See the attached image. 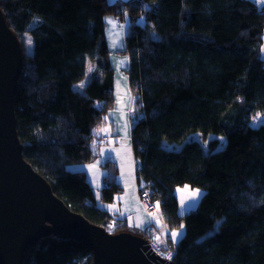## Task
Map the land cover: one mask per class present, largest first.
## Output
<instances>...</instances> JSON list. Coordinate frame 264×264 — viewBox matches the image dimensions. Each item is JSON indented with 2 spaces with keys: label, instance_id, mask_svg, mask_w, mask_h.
<instances>
[{
  "label": "trees",
  "instance_id": "obj_1",
  "mask_svg": "<svg viewBox=\"0 0 264 264\" xmlns=\"http://www.w3.org/2000/svg\"><path fill=\"white\" fill-rule=\"evenodd\" d=\"M23 48L15 97L23 154L72 210L111 232L87 174L114 106L106 15L125 22L137 181L184 227L174 264H264V6L256 0H0ZM33 44L29 49L27 35ZM31 46V45H30ZM102 200L123 185L104 161ZM203 188L180 213L178 185ZM185 223V226L184 224ZM143 232L145 237L155 232ZM150 233V234H148ZM171 241V240H170ZM90 247L50 234L23 264H94Z\"/></svg>",
  "mask_w": 264,
  "mask_h": 264
},
{
  "label": "water",
  "instance_id": "obj_2",
  "mask_svg": "<svg viewBox=\"0 0 264 264\" xmlns=\"http://www.w3.org/2000/svg\"><path fill=\"white\" fill-rule=\"evenodd\" d=\"M23 56L0 4V264H23L25 251L52 233L87 244L94 264H174L141 233L111 232L69 208L27 161L15 110Z\"/></svg>",
  "mask_w": 264,
  "mask_h": 264
},
{
  "label": "crops",
  "instance_id": "obj_3",
  "mask_svg": "<svg viewBox=\"0 0 264 264\" xmlns=\"http://www.w3.org/2000/svg\"><path fill=\"white\" fill-rule=\"evenodd\" d=\"M114 1L120 0H109ZM259 2V0H256ZM106 38L109 43L111 51L110 59L114 66L115 73V90H114V107L108 111V123L101 127L97 133L100 140L96 146L98 157L95 161L88 164L77 165L75 168L82 169L86 172L88 180L95 189L97 201L99 206H103L113 215L114 221L112 226L116 224H126L128 229L133 232L144 234L153 223L158 226L153 234L154 239L162 247L168 248L170 246V235L175 232L166 224L165 218L154 221V217L147 211L145 205L142 203L140 195L139 182L137 181L136 160L134 156V149H130L132 155L130 163L126 171L130 174H123L122 167L119 161L118 151L125 145H133L132 125L129 110L132 106L134 95L131 91L129 83V74L126 72L130 65V58L125 52L126 48V28L118 17L112 14L106 15ZM111 21V22H110ZM115 149L116 151H113ZM112 159L118 166L117 179L123 185L120 193H117L112 202H100L102 195V187L104 176L106 174L104 168V161ZM129 183H134L135 187L130 186ZM184 228V227H183ZM183 228L180 230V235L176 239V243L184 232ZM156 237L160 239L157 240Z\"/></svg>",
  "mask_w": 264,
  "mask_h": 264
},
{
  "label": "rangeland",
  "instance_id": "obj_4",
  "mask_svg": "<svg viewBox=\"0 0 264 264\" xmlns=\"http://www.w3.org/2000/svg\"><path fill=\"white\" fill-rule=\"evenodd\" d=\"M258 3H259L260 6H264V0H259ZM27 36L28 37L26 38V42L29 41L28 38H29L30 34H28ZM30 38H31V36H30ZM29 47H30L29 49L32 51L33 44L30 43ZM261 54L264 57V40L262 42ZM130 111H133L132 106H131V108L129 110V114H128L129 116H130ZM252 122L254 124L263 123L264 122V112L255 114L254 118L252 119ZM257 122H259V123H257ZM131 146L132 145H128L127 146V145H125L123 143V146L120 148V151H118V155H119V158H120L119 161H120V165L122 167V171L121 172H123V174H125V177H126L127 174H130L129 172L126 171V168H127L128 164L131 162L130 161V157H131L132 153H131L130 149H128V147L131 148ZM112 150L116 151L115 149H112ZM129 185L135 187L134 183H131V184L129 183ZM175 192L177 193V196H178V199H179V203H180V213L183 214V213L189 212L190 209H192V208H196L200 204V199L204 195L205 190L203 188H201V187L198 188V187H192L190 184L189 185L188 184H183V185H178V187L175 189ZM98 199H100V202H101L102 201V196L100 198L98 197ZM183 224L185 226V223H183ZM112 228H113V226H112ZM182 228L183 227H181V226H179V227L176 226L174 228V231L175 232H180V230ZM183 230H184V228H183ZM147 236H146V238H147Z\"/></svg>",
  "mask_w": 264,
  "mask_h": 264
},
{
  "label": "built area",
  "instance_id": "obj_5",
  "mask_svg": "<svg viewBox=\"0 0 264 264\" xmlns=\"http://www.w3.org/2000/svg\"><path fill=\"white\" fill-rule=\"evenodd\" d=\"M133 111H130V115ZM141 200L142 203L145 205V208L147 211L154 217V221H157L164 217V214L162 213V200L161 198L154 193V189L151 186H144L140 190ZM157 227L155 223H153L148 230L150 233L155 232L157 230ZM148 233V234H150ZM150 242L151 248L154 249V251L161 255L163 258L167 259L166 256L168 253H171L172 259L174 260V256L176 253V242H173L170 235V246L168 248L162 247L159 243L156 242L155 239H153L151 236H147ZM169 260V259H168Z\"/></svg>",
  "mask_w": 264,
  "mask_h": 264
},
{
  "label": "snow or ice",
  "instance_id": "obj_6",
  "mask_svg": "<svg viewBox=\"0 0 264 264\" xmlns=\"http://www.w3.org/2000/svg\"><path fill=\"white\" fill-rule=\"evenodd\" d=\"M110 22H111V21H110ZM28 42L31 43L30 40H29ZM179 235H180L179 232H173V233L171 234V239H172V241L175 242L176 239H177V237H178ZM156 239L159 240L160 238H159V237H156ZM166 258L169 259V260L172 259V255H171V253H168L167 256H166Z\"/></svg>",
  "mask_w": 264,
  "mask_h": 264
}]
</instances>
